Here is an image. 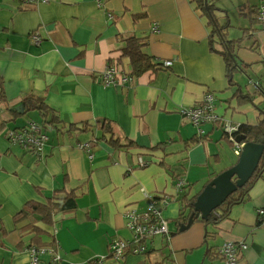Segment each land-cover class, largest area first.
<instances>
[{"label": "crops", "instance_id": "1", "mask_svg": "<svg viewBox=\"0 0 264 264\" xmlns=\"http://www.w3.org/2000/svg\"><path fill=\"white\" fill-rule=\"evenodd\" d=\"M203 5L206 14L195 0H0V264H28L29 247L46 249L41 264H226L219 246L238 240L247 248L234 264H264L259 162L241 200L224 203L249 180L211 211L212 220L195 210L189 216L207 183L241 152H233L223 122L237 127L235 141L238 131L264 127V0ZM213 31L220 34L213 33L214 50ZM128 37L161 68L127 80L130 63L121 54ZM225 41L237 63L230 78L218 52ZM110 62L115 85H104ZM207 92L222 120L185 119L181 109ZM30 120L48 137L41 156L4 137ZM106 122L111 127L101 134ZM72 192L75 207L51 211L50 223L31 213L30 204ZM147 194L169 233L145 240V252L111 257L110 242L135 245L126 213L144 212ZM21 210L26 217H18Z\"/></svg>", "mask_w": 264, "mask_h": 264}, {"label": "built area", "instance_id": "2", "mask_svg": "<svg viewBox=\"0 0 264 264\" xmlns=\"http://www.w3.org/2000/svg\"><path fill=\"white\" fill-rule=\"evenodd\" d=\"M261 19L264 21V13H260ZM155 30V28H153ZM31 40L35 43L39 42V38L36 34L31 35ZM164 64L168 65L169 62ZM116 68L112 65H108L103 73L101 82L104 85H115ZM181 114L185 119H190L192 122H211L216 123L222 120L221 117L215 112L214 94L207 92L203 95L201 101L196 106L186 107L181 109ZM223 130L227 133L229 140L233 142V152L238 155L242 144L235 141L234 132L237 130L235 125L223 122ZM5 139L14 145H18L23 149H30L39 152L42 149L44 142L47 140V135L43 133L40 123L30 120L25 123L24 126L19 128L8 129L4 134ZM183 182L179 181L178 185H182ZM149 203L147 209L138 214L136 210L131 209L126 213V227L132 234V240L135 245L132 248H128V243L123 240H116L110 242L108 245L109 255L113 258H123L127 252L141 253L145 252L146 246L144 241L150 239L158 234H168L169 228L167 220L160 214V211L154 206V198L152 195L147 194ZM259 212L264 213L263 209H259ZM215 216H219V213H214ZM247 248L245 241H225L219 246V253L223 257L226 264H234L237 261L243 251ZM46 249L29 247V262L28 264H41V254ZM103 256L100 257V261ZM56 260V259H55ZM54 260V261H55Z\"/></svg>", "mask_w": 264, "mask_h": 264}, {"label": "trees", "instance_id": "3", "mask_svg": "<svg viewBox=\"0 0 264 264\" xmlns=\"http://www.w3.org/2000/svg\"><path fill=\"white\" fill-rule=\"evenodd\" d=\"M195 2L197 4V9H199L201 12H203V14H206L205 8L203 5V0H195ZM215 32L216 31H213L210 35V45H211L212 50H214L212 46H213V43L215 42V39H214L215 34H213ZM217 35L220 36V34H218V33H217ZM225 45H226V49L218 51V52H220L224 57L225 64H226V72H227L228 77L230 78L233 75V70L235 69V67H237V63H236V58H235V54H234V50H233V44L229 41H225ZM121 56L126 57L130 63L131 72L128 75H126L127 80L141 76L142 74H144L146 72L154 73L158 70V68H161V63L155 62L150 55L145 53L143 50V45L141 44L140 40L135 38V37H128L125 39V47L122 50ZM109 65L114 66L112 62H110ZM114 67L116 68V66H114ZM116 70H118V69L116 68ZM263 91H264V89H263ZM25 100L26 101L28 100L29 102L32 103V101L30 99H25ZM29 108L30 109L36 108L39 112L44 113V115H42L43 117L46 115L48 116V111L43 105H39V106L35 107L33 104H31V105H29ZM54 122H56L55 118L52 119L51 123H54ZM110 125L111 124L109 122H106L105 127H103L100 130L101 134H102V132L108 130L109 127H111ZM261 126L259 128L248 127V128L243 129L241 131H238L235 134L239 133V134L245 135L246 141L259 142L264 138V127L262 124H261ZM3 130L4 129L0 130V134L3 132ZM110 132H112V131H110ZM43 133H44V131H43ZM4 134H5V131H4ZM47 139H48V137H47ZM110 139L113 140L112 138H110ZM26 150L34 153L36 156H41V154L43 152V146L39 152H36L35 150H30V149H26ZM88 153L90 154L89 150H88ZM262 160H264V150H263L262 156H261L259 164H258L259 169L257 170V175H259L262 171V168H264L262 165L260 166ZM254 180H256V177L254 178V176H252V178L248 181V183L243 188H241V190L239 191V195L237 197H232V195L235 192H237L239 189L236 190L234 193H232L230 196H228L224 202L225 206H226L227 201H228L227 204L230 205L232 203H235L236 201L241 200V198L243 197L244 194H246V192L248 191V189L250 188V185L254 182ZM222 205L219 208H222ZM29 206L31 208V213L39 214L44 222L50 223L49 214L51 211H53V210L64 211V210H70V209L75 207V195L73 192L69 193L60 202L48 201L45 206L38 204V203H32ZM227 212H228V209L225 208L223 210L222 214L226 215ZM189 214H190L189 216L192 218H194L196 216V212L194 211L191 204L189 206ZM26 216H27L26 210H21V212L18 215V217H20V218H24ZM212 219H213L212 217H209V219L206 220L205 222L210 221ZM34 230L37 233L41 234L40 229L35 227Z\"/></svg>", "mask_w": 264, "mask_h": 264}, {"label": "water", "instance_id": "4", "mask_svg": "<svg viewBox=\"0 0 264 264\" xmlns=\"http://www.w3.org/2000/svg\"><path fill=\"white\" fill-rule=\"evenodd\" d=\"M205 7L207 9L206 3ZM236 140L243 142L237 162L207 183L194 202V210L199 212L204 220L208 219L211 211L229 194L249 180L263 153L264 138L259 142H253L246 141L245 135H238Z\"/></svg>", "mask_w": 264, "mask_h": 264}, {"label": "rangeland", "instance_id": "5", "mask_svg": "<svg viewBox=\"0 0 264 264\" xmlns=\"http://www.w3.org/2000/svg\"><path fill=\"white\" fill-rule=\"evenodd\" d=\"M241 80H242V82H244V81H245L244 83H246V81H247V78L245 79V78H244V76H242ZM250 104H251V103H250ZM34 119H37V117L35 116V118H34ZM218 253H219V249H218Z\"/></svg>", "mask_w": 264, "mask_h": 264}]
</instances>
